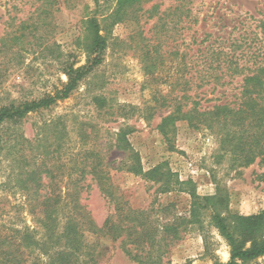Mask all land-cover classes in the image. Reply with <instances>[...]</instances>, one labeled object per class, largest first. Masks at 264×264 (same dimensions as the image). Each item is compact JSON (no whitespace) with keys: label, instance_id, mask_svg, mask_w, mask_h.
I'll list each match as a JSON object with an SVG mask.
<instances>
[{"label":"rangeland","instance_id":"rangeland-1","mask_svg":"<svg viewBox=\"0 0 264 264\" xmlns=\"http://www.w3.org/2000/svg\"><path fill=\"white\" fill-rule=\"evenodd\" d=\"M116 1L57 0L45 14L38 0H0V105L61 87L67 77L60 60L71 55L77 65L86 63V22L94 15L111 12ZM155 5L158 8L153 18L144 15L140 22L128 19L113 25L103 23L106 30L102 33L109 43L104 63L70 97L49 109L30 113L20 129L34 139L42 136L46 127L48 133L64 123L74 140L84 124L103 154L119 193L132 208L150 211L159 226L179 216L190 217L192 188L205 197L215 195L218 186L222 187L228 212L257 214L264 209V166L258 160L234 167L230 156L219 152V142L208 130H195L186 121H179L168 141L158 125L169 112L162 103H172L184 89L190 95L198 91L205 106L234 99L240 77H210L200 87L184 81L196 73V68L210 73L215 70L220 75L226 68L217 52L236 55L240 65L247 67L257 60L252 57L253 51L260 53L259 60L264 58V38L259 28L264 0H152L144 5V11ZM40 15L41 23L35 26ZM21 22H26L25 28L20 27ZM22 32L26 34L24 48L14 40ZM7 45L11 51L2 50ZM182 75L184 84L180 85ZM96 94L107 97V104L114 106L113 115L93 100ZM125 104L137 109L118 110ZM148 106L155 108L146 112ZM128 112L127 118L121 114ZM145 114L149 118L145 119ZM122 131L144 171L162 163L170 169L174 176L168 189L164 182L124 168L130 152L116 146L117 134ZM175 179L188 183L178 186ZM86 183L90 189L82 193L81 201L101 226L114 213L113 204L96 182L88 178ZM3 197L12 203L24 201L20 193L0 191ZM166 206L168 209L162 211ZM211 211L204 209L200 222L189 224L181 238L170 243L163 264H214L230 259V246L212 224ZM16 223L34 225L25 211ZM86 240L98 242V264H139L124 252L120 239L87 232ZM38 255L35 249L28 262ZM251 264H264V256Z\"/></svg>","mask_w":264,"mask_h":264},{"label":"trees","instance_id":"trees-1","mask_svg":"<svg viewBox=\"0 0 264 264\" xmlns=\"http://www.w3.org/2000/svg\"><path fill=\"white\" fill-rule=\"evenodd\" d=\"M150 1L117 0L111 12L90 17L86 22L84 43L86 63L77 65L69 55L60 60L61 70L67 77L61 87L37 97L0 105V177H4L0 180V191L20 193L24 197L23 203L0 198V264H98V242H88L87 232L120 239L124 252L139 264H163L170 243L180 239L189 224L200 222L204 209L212 210L211 222L230 246V259L214 264H251L264 256V209L249 216L228 212V199L222 187L218 186L215 195L205 197L197 195L194 188L189 189L192 195L190 217L179 216L159 226L150 211L132 208L125 195L119 193L103 154L84 124L74 140L64 123L48 133L50 129L46 127L43 135L34 139L20 129L30 113L49 109L70 97L104 63L109 43L107 35L102 33L106 30L103 23L113 25L128 19L140 22L144 15L153 18L158 5L151 10L143 8ZM38 2L42 3V13L46 14L57 0ZM41 17L35 26L41 23ZM25 24L21 22L20 27L25 28ZM259 28L264 38V18ZM25 37L23 32L14 37L21 48H24ZM2 50L11 51V46L2 47ZM217 54L226 68L220 75L215 74V70L210 73L196 68V73L185 80V84L200 87L210 77L215 80L222 75L240 77L238 94L233 100L205 106L198 91L190 95L184 89L172 103H162L169 112L161 119L159 131L170 141L176 123L186 121L190 128L205 129L215 136L219 152L229 155L234 167H244L257 160L264 166V58L259 60L260 53L253 51L252 57L257 60L252 67H247L240 65L236 55L229 56L222 51ZM183 77H179L178 84H184ZM162 98L166 102L165 97ZM154 99L160 100L159 97ZM93 100L101 109L106 106L108 114H114V106L107 104L106 96L96 94ZM127 108H131L130 112L137 109L125 104L118 110L127 112ZM154 108L148 106L145 110L149 112ZM121 114L129 116V112ZM143 116L149 118V115ZM117 136L116 146L130 152L128 161L124 162L127 171L164 182L167 189L171 186L174 175L164 163L144 171L126 134L122 131ZM88 178L96 182L100 192L113 204L114 213L101 226L81 201L82 193L90 189V184L86 183ZM173 182L178 186L188 183L178 179ZM167 209L168 206L162 211ZM23 211L32 216L34 225L16 223ZM35 249L39 250V257L28 262Z\"/></svg>","mask_w":264,"mask_h":264}]
</instances>
